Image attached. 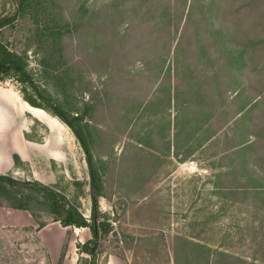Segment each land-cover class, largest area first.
I'll return each instance as SVG.
<instances>
[{"label": "rangeland", "instance_id": "1", "mask_svg": "<svg viewBox=\"0 0 264 264\" xmlns=\"http://www.w3.org/2000/svg\"><path fill=\"white\" fill-rule=\"evenodd\" d=\"M0 41L29 75L10 87L50 99L89 144L115 232L98 264H174L175 248L184 264L186 244L217 264H264V0H0ZM47 114L63 161L19 163L15 179L45 188H14L38 222L0 228V264H58L46 246L62 242L63 264H85L90 230L54 219L91 218L89 164ZM33 127L29 139L50 135Z\"/></svg>", "mask_w": 264, "mask_h": 264}, {"label": "trees", "instance_id": "2", "mask_svg": "<svg viewBox=\"0 0 264 264\" xmlns=\"http://www.w3.org/2000/svg\"><path fill=\"white\" fill-rule=\"evenodd\" d=\"M24 60V57L20 56L14 51H11L6 45H4L0 41V82L16 78H19L18 80L21 83L29 82V75L25 70ZM21 93L23 99L27 103H29V105L34 108L44 110L47 113H50L52 116L59 118L64 124H66L67 127L75 135L85 152L86 160L90 168L92 188L91 218L87 219L84 215H82L78 210L74 208L60 210L56 209V212L58 213V218L54 219V222L59 223L64 228L76 227L80 229H89L92 234L91 239L83 243L79 242L77 244V248L80 251V254L82 255L79 261L81 260L85 264H98L99 256L101 254L102 240L110 234H115V232L112 223L109 220H103L101 217V212L99 211L98 196L102 191L103 184L101 177L98 175V171L94 163V157L90 150L89 144L80 129H78L70 119L65 117L61 109L57 105L55 106L50 99L46 100L48 101L47 107L37 103V101L33 97L27 94L26 89H23ZM15 160L18 162L19 158L16 156ZM18 164L19 163H17V165ZM19 186L26 188L43 187V191L45 188L38 181L23 182L15 179L10 174H0V196L8 197V202L6 204H0V207L27 211L37 221L36 215L34 214L32 209L29 208L26 204H22L21 202H19L20 200L17 199L23 195V193L14 190V188H17ZM253 192L254 195L264 196V187L255 188ZM45 196L49 197L50 200L54 199V197L49 196V194H45ZM45 227L46 225L44 223H38V231L42 230ZM178 239L183 241L184 243H188L185 238ZM144 241L148 240L146 239ZM186 245L183 247V249L188 257L185 258V262L183 261L184 264H217L216 260L214 259L215 256L211 253L207 254V250H205L203 246L193 245V249H191L190 252L187 253ZM65 251L66 245L62 250L61 258L58 264H63ZM84 255H86L87 258L84 257ZM174 256V264H182L178 258V251L176 248L174 251Z\"/></svg>", "mask_w": 264, "mask_h": 264}, {"label": "crops", "instance_id": "3", "mask_svg": "<svg viewBox=\"0 0 264 264\" xmlns=\"http://www.w3.org/2000/svg\"><path fill=\"white\" fill-rule=\"evenodd\" d=\"M52 120L54 121V118L44 110L29 105L20 92L0 85V174L15 176L21 170L20 164L17 163L32 166L37 158L53 164L63 161L61 148L65 141L64 129L50 128L48 125H55L51 123ZM36 122L45 125L50 135H46L42 140L29 139L28 136ZM16 156L19 158L18 162L15 160ZM35 224V219L27 211L0 207V228H33ZM85 229L87 228H82ZM62 230H65V240L66 229ZM46 248L52 260L58 259L63 250V242L57 247Z\"/></svg>", "mask_w": 264, "mask_h": 264}, {"label": "built area", "instance_id": "4", "mask_svg": "<svg viewBox=\"0 0 264 264\" xmlns=\"http://www.w3.org/2000/svg\"><path fill=\"white\" fill-rule=\"evenodd\" d=\"M11 83H12L11 81H6L5 82V85L8 86V87H10L11 86Z\"/></svg>", "mask_w": 264, "mask_h": 264}]
</instances>
